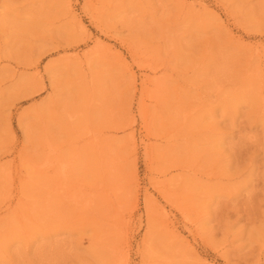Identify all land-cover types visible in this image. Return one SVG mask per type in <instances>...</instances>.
Returning <instances> with one entry per match:
<instances>
[{
	"label": "rangeland",
	"instance_id": "rangeland-1",
	"mask_svg": "<svg viewBox=\"0 0 264 264\" xmlns=\"http://www.w3.org/2000/svg\"><path fill=\"white\" fill-rule=\"evenodd\" d=\"M0 264H264V0H0Z\"/></svg>",
	"mask_w": 264,
	"mask_h": 264
},
{
	"label": "bare ground",
	"instance_id": "bare-ground-1",
	"mask_svg": "<svg viewBox=\"0 0 264 264\" xmlns=\"http://www.w3.org/2000/svg\"><path fill=\"white\" fill-rule=\"evenodd\" d=\"M71 14L74 15L75 18L77 17V16L74 14V10H73L72 8H71ZM79 23H81V22L79 21ZM29 94H31V93H29ZM29 94H27V95H29ZM185 119H186V120L189 119L187 115L185 116ZM91 138H92V139H98V136H97L96 134H91V135L88 136L86 139H84L83 142H84V141H85V142H86V141H89ZM97 141H98V140H97ZM52 153H53V155H54V160H53V162L49 163V167H48V168L52 167V169H53L54 171H55L56 167H57V168H60V171H59L60 174H59V176H58V178H59L58 181H59V182H58V184H57V188L63 190L62 194H63L66 198H68V200L73 201V202H75V203H80L81 198H82V195H81V196H78V195H77V191H78V189L80 188V185L73 184L72 187L64 186L65 184L68 185V184L70 183V180H69L68 175H67L68 170H69V165H70V164H62V163L60 162V159H59V156L57 155V153H56V152H52ZM46 168H47V167H46ZM166 184H167L166 182H163L162 185H161V186L164 188V189L162 190V192H161V193L164 195V197H167L166 194H169L168 192L170 191V188L167 187ZM168 184H169V183H168ZM170 185H171V184H170ZM82 193H83V195H85V194H86V191L83 189V190H82ZM86 197H87V200H89L87 195H86ZM22 202H23V199H22V198H18V201H17V203H16V209H13V210L16 211V210L19 208V205H20ZM49 205L52 206V202H50ZM11 208H12V204L9 205L8 208H7V212H6L7 215H10V213H11V211H10ZM146 209H147V211H150V209L148 208V206L146 207ZM51 211H53V210L51 209ZM12 212H13V211H12Z\"/></svg>",
	"mask_w": 264,
	"mask_h": 264
}]
</instances>
